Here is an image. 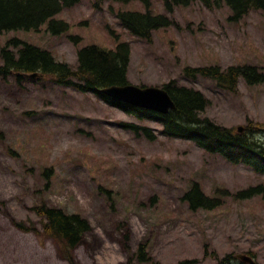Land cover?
Here are the masks:
<instances>
[{
  "label": "rangeland",
  "instance_id": "374dc122",
  "mask_svg": "<svg viewBox=\"0 0 264 264\" xmlns=\"http://www.w3.org/2000/svg\"><path fill=\"white\" fill-rule=\"evenodd\" d=\"M152 1L153 11L174 24L153 31L151 41L129 31L118 16L146 12L143 2L107 0L97 6L96 0H80L55 16L70 24L68 32L53 35L48 22L40 30L4 31L0 52L18 38L76 69L79 48L116 49L128 42L130 84L161 88L175 81L199 90L210 101L202 118L264 146V82L249 85L242 77L232 92L187 71L252 65L264 73V12L254 10L237 21L227 5L194 2L169 13L162 0ZM70 35L81 37L80 44ZM123 123L147 127L156 138L137 136ZM162 130L160 123L140 121L53 76L22 87L13 77L0 79V131L6 136L0 143V264H139L135 254L144 244L158 264H218V258L250 252L264 264L263 193L234 199L237 192L264 186V174ZM5 146L20 156L11 157ZM49 167L54 175L46 191L42 171ZM193 182L209 196L217 187L227 189L226 203L214 211H191L183 196ZM99 186L113 191L115 211ZM41 197L51 207L84 215L92 225L74 250L73 263L44 235L45 219L34 211ZM233 264L241 263L235 258Z\"/></svg>",
  "mask_w": 264,
  "mask_h": 264
},
{
  "label": "trees",
  "instance_id": "16d2710c",
  "mask_svg": "<svg viewBox=\"0 0 264 264\" xmlns=\"http://www.w3.org/2000/svg\"><path fill=\"white\" fill-rule=\"evenodd\" d=\"M80 0H0V33L10 30H40L48 22V31L53 35L68 32L70 24L55 16L65 9L76 5ZM107 0H96V5ZM130 2L133 0H114ZM146 5L144 13L124 11L119 13L122 24L133 34L147 39L153 38V31L166 28L174 24L171 17L157 14L153 11L152 0H139ZM166 10L173 13L178 6H188L194 2H201L207 8L229 6L234 15L231 20H240L251 11L264 12V0H162ZM70 40L79 45L82 38L70 35ZM132 50L128 42L118 44L116 49H105L97 45L79 48L77 51L78 67L74 69L65 62H58L53 53L25 41L15 38L1 49L0 79L9 81L15 78L18 86L22 87L31 81L32 74L38 73L36 79L53 76L58 84L73 87L81 92H92L111 106L122 109L125 113L143 121L149 120L160 123L163 134L170 138L191 140L199 147L212 154H220L232 164H244L258 174H264V146L249 141L247 137L233 134L231 130L220 126L209 118H202L210 101L196 89L180 86L175 81L165 84V89L176 104L175 110L167 114L134 108L117 102L100 90L112 86L130 84L128 79ZM188 74L213 78L220 86L232 92L238 87L243 77L246 83L253 85L264 82V73L252 65L230 66L222 70L220 66L187 69ZM124 129L134 132L137 136L144 135L148 140H155V135L147 127L134 123H123ZM5 134L0 131V143L5 142ZM6 153L11 157L20 156L14 149L5 146ZM54 168L42 171L48 191L52 186ZM40 194V191H37ZM111 210L115 211V197L112 190L103 186L98 187ZM263 193L264 186L250 187L248 190L237 192L234 199L251 197ZM229 191L217 187L214 196L207 195L198 182H193L184 194L183 201L187 202L191 211H214L226 203ZM35 213L44 218V235L55 240L66 259L73 263V252L83 241L87 233L92 230L90 221L80 213H68L62 208L49 206L41 197V202L34 208ZM254 256L252 252L249 253ZM255 257V256H254ZM139 264H158L148 254V245L140 246L135 254ZM233 255L218 258V264H233ZM196 260L191 263L194 264ZM242 264V263H241Z\"/></svg>",
  "mask_w": 264,
  "mask_h": 264
},
{
  "label": "water",
  "instance_id": "95a60500",
  "mask_svg": "<svg viewBox=\"0 0 264 264\" xmlns=\"http://www.w3.org/2000/svg\"><path fill=\"white\" fill-rule=\"evenodd\" d=\"M39 74H32V78H37ZM100 92L123 104L134 108L149 110L160 114H167L175 110L176 104L169 93L158 87H138L132 84L125 86H112L100 90ZM243 132V128H238ZM244 264H257L255 259L248 254H239L235 257Z\"/></svg>",
  "mask_w": 264,
  "mask_h": 264
}]
</instances>
